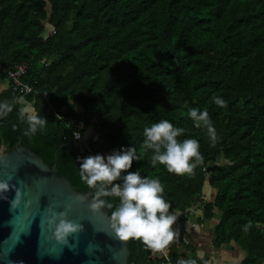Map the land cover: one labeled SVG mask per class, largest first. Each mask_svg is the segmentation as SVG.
<instances>
[{"label": "trees", "instance_id": "16d2710c", "mask_svg": "<svg viewBox=\"0 0 264 264\" xmlns=\"http://www.w3.org/2000/svg\"><path fill=\"white\" fill-rule=\"evenodd\" d=\"M0 62H26L22 81L36 92L17 95L4 76L0 103L12 105L0 116L5 151L23 143L73 189L94 193L78 158L132 146L138 160L129 171L161 182L175 223L218 216L213 246L234 244L238 264H264V0H0ZM26 104L46 121L33 135H25ZM192 108L208 112L214 145ZM161 120L184 130L178 141H198L203 161L192 174L152 166L144 129ZM80 121L87 147L74 138ZM103 199L110 212L119 204ZM173 230L174 264H211L182 241L185 230ZM128 247L129 263L158 264L141 240Z\"/></svg>", "mask_w": 264, "mask_h": 264}, {"label": "water", "instance_id": "95a60500", "mask_svg": "<svg viewBox=\"0 0 264 264\" xmlns=\"http://www.w3.org/2000/svg\"><path fill=\"white\" fill-rule=\"evenodd\" d=\"M9 176L22 197L11 206L15 190L0 194V264H132L128 241L110 227L109 209L93 211L94 193L73 189L47 157L20 142L9 151L1 146L0 180ZM61 212L83 227L66 242L56 240L50 223Z\"/></svg>", "mask_w": 264, "mask_h": 264}, {"label": "clouds", "instance_id": "9594fccd", "mask_svg": "<svg viewBox=\"0 0 264 264\" xmlns=\"http://www.w3.org/2000/svg\"><path fill=\"white\" fill-rule=\"evenodd\" d=\"M219 107H226V102L220 97H214ZM12 111V105L0 103V116ZM25 112L28 109L24 110ZM189 117L196 127L203 125L214 145L217 135L212 126L207 111L192 108ZM23 118V116H22ZM28 129L25 135H33L38 127H43L46 121L37 115L27 116ZM182 128H176L168 120H161L144 129L145 140L143 148L152 150V166L157 164L166 167L169 173L176 175L192 174L203 157L199 152V143L195 139L178 141L183 134ZM81 160L80 177L94 189L90 208L98 211L102 208L112 209L113 205L103 197H116L119 204L111 211L110 227L121 241L130 239L141 240L148 249L160 252L173 242L177 233L173 230L177 217L170 214V203L163 197L164 188L158 179L142 177L139 171H129L133 161L138 160L134 147L121 148L106 157L101 154L89 155ZM13 177L0 180V194L15 190V198L10 202L15 205L22 197V191L15 185H10ZM6 198V197H5ZM61 212L53 215L50 223L55 225L56 240L66 242L70 234L83 230L81 224L73 223ZM57 219L59 220L56 223ZM181 264H195V261H182Z\"/></svg>", "mask_w": 264, "mask_h": 264}, {"label": "crops", "instance_id": "0c3cea01", "mask_svg": "<svg viewBox=\"0 0 264 264\" xmlns=\"http://www.w3.org/2000/svg\"><path fill=\"white\" fill-rule=\"evenodd\" d=\"M6 85H8V80L0 74V90ZM27 106L32 108L33 113L32 105L27 104L25 107ZM205 190H208L207 194H212L211 190L207 188H205ZM217 219L218 216H216L214 220L204 222L201 226L192 229L189 227V221H187V223H182L178 220V222L173 225V228L180 231L185 230L188 236V242L194 244L199 254L208 257L211 264H238L243 257V254L237 247H234L233 245H224L215 248L213 246V227L217 222ZM237 254H239V257H236Z\"/></svg>", "mask_w": 264, "mask_h": 264}, {"label": "built area", "instance_id": "2783aa9c", "mask_svg": "<svg viewBox=\"0 0 264 264\" xmlns=\"http://www.w3.org/2000/svg\"><path fill=\"white\" fill-rule=\"evenodd\" d=\"M27 69V63L22 62V63H9L5 66H3L0 62V74L3 76H6L7 79L10 80L12 89L17 95H24L28 93H36L33 86L30 85L29 83H26L22 81V77L25 74ZM45 95L47 94L46 92L44 93ZM54 115L58 119H63V116L59 113H56L54 111ZM84 124L83 122H78L76 124L75 130H74V138L81 143L84 147H87L86 140L84 139L83 135L81 134V130L83 129ZM96 155V154H93ZM197 217L196 215L194 217H191L189 221V227L192 229L194 227H199L203 223L200 221L196 220ZM182 241L184 243H188V238L186 235H183L181 237ZM153 258L158 259V264H174L171 256V245H168L167 248L160 252H155V254L152 256Z\"/></svg>", "mask_w": 264, "mask_h": 264}, {"label": "rangeland", "instance_id": "374dc122", "mask_svg": "<svg viewBox=\"0 0 264 264\" xmlns=\"http://www.w3.org/2000/svg\"><path fill=\"white\" fill-rule=\"evenodd\" d=\"M27 105V104H26ZM25 105V106H26ZM25 109H28V111H27V113H29V114H31L32 115V108L31 107H29V106H27V107H24V110ZM89 134H90V132H89V130H87V132H86V134H85V136H86V138L89 136ZM224 161L222 160V159H219L218 160V163H223ZM207 188V187H206ZM207 191L208 190H205V193L207 194ZM207 199H209L210 197H211V194H207ZM230 245H233L234 247H237V246H235L234 244H230ZM238 248V247H237ZM239 249V248H238ZM240 250V249H239ZM236 257H239V254H237L236 255Z\"/></svg>", "mask_w": 264, "mask_h": 264}]
</instances>
